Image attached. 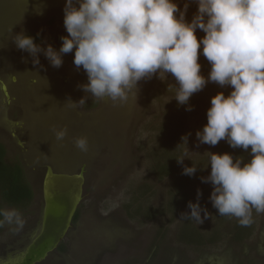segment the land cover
Returning <instances> with one entry per match:
<instances>
[{
    "label": "rangeland",
    "instance_id": "rangeland-1",
    "mask_svg": "<svg viewBox=\"0 0 264 264\" xmlns=\"http://www.w3.org/2000/svg\"><path fill=\"white\" fill-rule=\"evenodd\" d=\"M66 2L0 0V143L7 162L23 166L34 193L25 207L5 205L0 198L3 209L17 210L24 221L23 228L8 223L0 228V264L19 258L40 232L47 169L74 176L82 166V200L72 227L40 264H264V213L253 209L248 227L235 217L220 216L210 200L213 185L201 180L211 174L207 153L220 154L229 144H201L196 133L207 124L211 99L220 92L228 96L233 89L210 82L193 94L183 105L193 110L180 115V133L172 140V133L163 131L179 106L168 91L170 85L178 87L171 74L164 80L157 73L139 81L136 95L114 106L80 87L89 80L82 66L74 64L75 49L64 54L59 68L43 53L35 64L29 53L16 49L13 35L23 31L39 36L37 45L59 51L61 37L69 35ZM174 2L183 10L189 0ZM197 11V4L190 3L186 21ZM196 35L201 39L206 34L198 29ZM202 50L198 62L207 77L211 65ZM84 98L79 106L71 104ZM65 126L68 137L57 141L53 128ZM80 136L88 138L87 153L74 145L73 138ZM182 154L183 164L176 159ZM163 164L171 165L168 174H162ZM193 166V176L182 174L184 167ZM198 192L200 207L208 213L203 224L182 219L183 213L190 215L188 204L197 203ZM188 227L200 243L184 238Z\"/></svg>",
    "mask_w": 264,
    "mask_h": 264
},
{
    "label": "clouds",
    "instance_id": "clouds-1",
    "mask_svg": "<svg viewBox=\"0 0 264 264\" xmlns=\"http://www.w3.org/2000/svg\"><path fill=\"white\" fill-rule=\"evenodd\" d=\"M190 3L197 4L198 11L189 23ZM64 26L69 35L61 37L59 51L37 45L23 31L13 35V44L35 58V64L43 53L55 68L75 49L74 64L82 66L89 80L80 87L114 106L127 103L136 95L138 82L157 73L161 80L168 74L175 79L178 87L170 85L168 91L179 105H188L210 82L231 87L228 96L220 92L211 99L207 124L196 136L201 144L216 146L225 140L233 149L250 147L252 159L245 164L242 158L234 162L228 153H207L211 174L201 180L213 185L210 200L220 216L235 217L248 227L253 209L264 213V0H189L183 10L174 0H67ZM198 29L206 34L201 39ZM201 46L211 65L207 77L198 62ZM83 102L85 98L71 104ZM53 133L64 141L68 128H53ZM182 139L187 143V136ZM73 142L81 152L89 151L86 136ZM176 159L183 164L184 154ZM196 171L195 166L184 167L182 174L193 176ZM200 195L197 203L189 202L191 213H183L182 219L203 224L208 218L198 202ZM0 217V227L24 226L15 209L0 208Z\"/></svg>",
    "mask_w": 264,
    "mask_h": 264
},
{
    "label": "water",
    "instance_id": "water-1",
    "mask_svg": "<svg viewBox=\"0 0 264 264\" xmlns=\"http://www.w3.org/2000/svg\"><path fill=\"white\" fill-rule=\"evenodd\" d=\"M83 179L84 170L73 183V191L66 194L53 191L52 186L46 183L41 230L18 259L6 264H40L57 250L72 227L73 217L82 200L80 187Z\"/></svg>",
    "mask_w": 264,
    "mask_h": 264
},
{
    "label": "trees",
    "instance_id": "trees-1",
    "mask_svg": "<svg viewBox=\"0 0 264 264\" xmlns=\"http://www.w3.org/2000/svg\"><path fill=\"white\" fill-rule=\"evenodd\" d=\"M34 38V42H40L41 38L39 36H30ZM175 110L172 111L171 115L169 116V121L163 124V131L164 133H172L171 139L176 140L177 134L180 133L178 130L179 124H181L180 121V115L183 112H187V108H184L183 105H179L174 107ZM251 148L249 147L248 151H245L242 148H236L233 149L230 145L225 147V149H222L220 151V154L223 155L225 153H228L233 156L234 162L237 158H242L243 162L246 164L250 162L252 159V156L250 155ZM6 152L4 147L0 144V198L3 204L8 206H14V207H25L27 206L32 199L34 198L33 190L29 184V182L26 179V176L24 174V170L21 167V164L16 163H9L6 160ZM165 157V155H164ZM163 157V158H164ZM243 166V164H242ZM165 167L166 170L162 174H168L169 171H171V165L169 164H163L160 166ZM159 168V169H160ZM2 208V206H0ZM2 219V217H0ZM1 228V227H0ZM186 231L191 232V234L187 235ZM194 231L192 229H184V238L190 240H194L197 243H200V237L196 234L194 238Z\"/></svg>",
    "mask_w": 264,
    "mask_h": 264
},
{
    "label": "flooded vegetation",
    "instance_id": "flooded-vegetation-1",
    "mask_svg": "<svg viewBox=\"0 0 264 264\" xmlns=\"http://www.w3.org/2000/svg\"><path fill=\"white\" fill-rule=\"evenodd\" d=\"M4 149H5V147H4ZM45 164L46 163H42V165H44V167H45ZM21 167L23 168L22 165H21ZM83 168H85V166H82L80 173L82 172ZM80 173L78 175H74V176H67V175L59 174V173H54V172L52 173L51 170L47 169V175H46L47 180L45 181V183H49L52 186L51 188L53 191L60 192L62 194H66V193H69L70 191H73V189H74L73 183L76 181V178L80 175ZM41 226H42V224H41ZM10 262H12V261H10Z\"/></svg>",
    "mask_w": 264,
    "mask_h": 264
},
{
    "label": "bare ground",
    "instance_id": "bare-ground-1",
    "mask_svg": "<svg viewBox=\"0 0 264 264\" xmlns=\"http://www.w3.org/2000/svg\"><path fill=\"white\" fill-rule=\"evenodd\" d=\"M86 165V164H85Z\"/></svg>",
    "mask_w": 264,
    "mask_h": 264
}]
</instances>
